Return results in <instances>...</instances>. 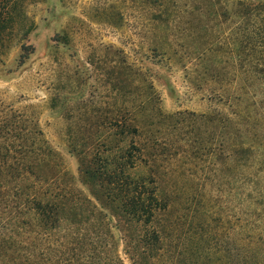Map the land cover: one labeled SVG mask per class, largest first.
Wrapping results in <instances>:
<instances>
[{
	"label": "trees",
	"instance_id": "obj_1",
	"mask_svg": "<svg viewBox=\"0 0 264 264\" xmlns=\"http://www.w3.org/2000/svg\"><path fill=\"white\" fill-rule=\"evenodd\" d=\"M14 1L0 0V24ZM190 1L159 20L185 14L206 33L196 73L224 109L166 115L147 91L104 136L71 140L85 190L34 118L0 111V264H264V1ZM190 119L205 127L207 155L222 160L229 178L236 173L237 213L226 233L217 230L221 219L185 230L169 217L173 203L159 179L181 147L169 153L167 136ZM141 168L150 174L137 175Z\"/></svg>",
	"mask_w": 264,
	"mask_h": 264
},
{
	"label": "rangeland",
	"instance_id": "obj_2",
	"mask_svg": "<svg viewBox=\"0 0 264 264\" xmlns=\"http://www.w3.org/2000/svg\"><path fill=\"white\" fill-rule=\"evenodd\" d=\"M190 5V0H15L0 24V111L34 118L62 158V170L85 190L71 140L104 136L113 122L128 120L127 109L141 105L147 91L166 115L224 109L196 73L195 49L206 45V33L185 14L181 21L159 20L165 8ZM186 122L183 131L167 136L169 153L175 144L181 148L164 163L159 179L164 198L173 203L169 217L181 220L185 230L221 219L217 230L226 233L238 207L236 173L229 178L222 160L207 155L205 127ZM135 173L150 174L143 168Z\"/></svg>",
	"mask_w": 264,
	"mask_h": 264
}]
</instances>
